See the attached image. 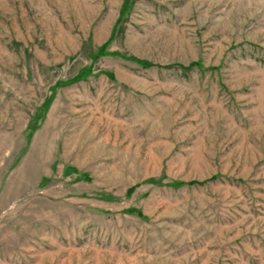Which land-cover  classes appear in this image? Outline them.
<instances>
[{
  "label": "rangeland",
  "instance_id": "rangeland-1",
  "mask_svg": "<svg viewBox=\"0 0 264 264\" xmlns=\"http://www.w3.org/2000/svg\"><path fill=\"white\" fill-rule=\"evenodd\" d=\"M0 264H264V0H0Z\"/></svg>",
  "mask_w": 264,
  "mask_h": 264
}]
</instances>
